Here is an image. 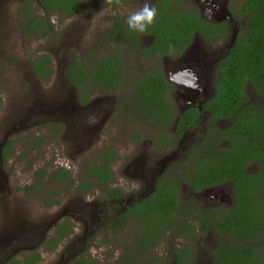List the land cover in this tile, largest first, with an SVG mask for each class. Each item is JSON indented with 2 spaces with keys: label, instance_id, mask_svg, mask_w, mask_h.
I'll use <instances>...</instances> for the list:
<instances>
[{
  "label": "flooded vegetation",
  "instance_id": "obj_1",
  "mask_svg": "<svg viewBox=\"0 0 264 264\" xmlns=\"http://www.w3.org/2000/svg\"><path fill=\"white\" fill-rule=\"evenodd\" d=\"M77 1L80 10L61 21L66 24L63 33L65 48L73 53V57L71 60L64 58L60 70L61 87L52 94V97L61 99L66 98L69 94L68 96L71 97V101L78 109L76 115L69 117L65 113L56 116V119L39 113L27 116L28 109L44 98L35 93V100H33L32 94L28 95L24 105L22 103L20 106V103H17L18 112L12 111V118L6 122L7 131L0 145L1 158L3 160L5 158L4 149L8 144L10 145L11 135L20 132L21 126L41 123L42 128L48 129L51 139H61L77 151L89 149L94 145L98 134L110 126L114 128L118 126L120 130L118 133L129 135L131 152L125 154L123 162L119 164L116 171L114 166L121 157L117 148L105 147L100 151L103 152L108 148L116 150L117 158H112L108 164L111 181L103 187V190L96 188L92 192L93 194L100 193V197L93 202L85 203V197L92 193L83 196L75 189L78 196L68 209L71 207V213L77 214L78 217L71 216V218L79 220L85 229L91 227L94 230L102 227L109 231H121L129 229L127 225L132 223L133 231H137L138 223L134 221V218L122 219L121 224L117 222L118 217L126 214L131 208L134 210V206L138 204L147 206L148 208H143L151 214L163 215L161 208L167 204L165 199L173 198L178 203L183 202L190 205L186 211H189L193 218L188 223L194 227L196 238L184 239V235H180L179 238L171 236V238L174 241L180 240V248L187 244L191 246V258L185 261L190 263L192 260H196L204 264L212 263V252L220 244L222 238L218 235L215 227L211 225L205 227V225L223 221V216L234 215L238 211H242L243 206L238 204L233 191L234 187L228 180L221 181L222 179H220L206 187L201 186L205 171L211 170L212 165L215 164L210 161L198 167L195 164L200 153L208 154V157L214 155L220 157L217 153L221 149L230 148L228 141L230 117L213 120L212 112L208 108L213 106L211 101L215 96L217 66L228 55L233 47L231 46L232 42L233 45L236 42L240 30L244 26L245 15L236 14L234 16L230 12V4L236 0H192L195 6L185 9H181L183 4L188 3L185 0H165L167 2L164 0H123V3L121 0H114L117 5L110 4L106 0L105 6L107 8L109 6L113 13L105 16L107 23L102 24L100 20H94L100 17L99 13L103 7L95 4V6L89 5L90 8H85L82 0ZM237 1V8H239L242 0ZM145 2L157 9L156 17L154 22L147 26L143 33H140L131 30L126 21L130 15L128 11L132 13L139 10ZM6 3H16L18 10L31 6L32 11L39 13L48 24L44 31L45 34L56 33V26L54 27L55 32H51L49 24L53 25L50 22L51 17L58 18V16L56 14L47 16L39 7V0H0V5ZM121 10L125 12L119 14ZM191 13L196 15L200 23L215 27L212 29L204 26L203 30L209 33L216 31L217 34L220 31L221 38L216 43L213 40H211L212 43H208L199 31H195L182 49L181 41L174 43L172 40H163V46L155 45L154 36H161L165 32V26L161 23L165 17L170 18L171 21L177 19L180 22L181 20H178L180 14ZM20 17L23 21L25 20L23 16ZM23 21L18 24L19 29ZM91 32L92 36H90ZM86 34L88 40L84 41ZM117 59L119 60L118 66H116ZM109 60H111L109 63H103ZM75 61L80 63L79 66L84 71L82 86L79 88L72 86L66 78V73ZM129 63L130 68L128 67ZM57 66L59 65L57 64ZM88 72H91L90 75L93 74L95 79H101L103 75L108 77L114 75L119 77V84L116 88H109L106 91H98L95 87L87 88L93 81L87 77ZM31 74L33 75L32 72ZM70 91L72 94L69 93ZM246 97L249 101H254L257 95L246 93ZM49 98L47 96L45 99ZM2 109L3 105L0 110ZM187 112L190 114L185 116L182 122H179L180 117ZM32 119H34L33 124H23ZM54 128L57 132L52 131L55 130ZM63 134H65L64 138H62ZM178 134L180 136H177ZM135 135H140V138H133ZM165 136L167 141L172 143L163 142L162 137ZM42 138L48 139V137ZM100 152L98 151V153ZM228 153L225 151L223 156ZM96 159L97 162L92 163L99 165L101 162L98 157ZM220 164L219 160L216 166ZM86 165L83 167V174ZM55 167L57 169L54 171L61 169L69 173L75 171L72 168ZM256 172L257 164L253 161L244 168V173L247 175H255ZM83 174L77 178L72 176V178L78 180ZM116 174L129 177L128 180L135 184L137 189H130V192L126 194L125 190L119 186ZM2 191L0 190V192ZM114 191L117 192L116 195ZM108 194L112 196L109 197ZM138 209L136 208L135 211ZM0 213L4 215L3 219H6L3 220L4 224L11 226L5 230V233H8L6 231L9 230L12 234L15 231L18 234L23 232L26 234L25 237L29 233L30 236L39 238V243H44V249L51 243V238L45 242L48 236H46L47 229L51 227L56 231L55 225H63L64 221L69 219L66 217L68 215L67 208L63 209L56 218H51L49 224H42L37 219L25 224L24 221L28 220L24 216V212L22 213L19 209H15L13 214H5L6 212L0 209ZM157 220H161V216L157 215ZM71 223V232H73V222L71 221ZM91 229L89 230L90 238ZM66 238L59 241L56 248L50 251L56 250ZM84 244V241L79 243L77 240L76 246L70 248L68 254H63L60 260L53 264H70L75 259H79L80 255L86 258V245ZM202 244L211 247V249L203 251V254H194V257L192 248ZM208 251L209 254L206 255ZM31 257L32 255L27 259ZM172 258V263L177 264L176 256L172 255ZM10 260L18 261L9 254L0 264H9ZM23 261L18 262L23 264ZM40 261L34 264H38Z\"/></svg>",
  "mask_w": 264,
  "mask_h": 264
},
{
  "label": "trees",
  "instance_id": "obj_2",
  "mask_svg": "<svg viewBox=\"0 0 264 264\" xmlns=\"http://www.w3.org/2000/svg\"><path fill=\"white\" fill-rule=\"evenodd\" d=\"M107 1L117 5L114 0ZM164 2L167 1L164 0ZM39 7L47 16L56 14L60 22L63 21V18L70 17L80 10L77 0H39ZM230 12L234 16L236 14L245 15L246 20L228 55L217 66L215 96L211 101L213 106L208 108L212 112L213 120L230 117L228 140L230 148L221 149L217 153L220 157L216 155L208 157V154L200 153L195 166L205 165L207 161L215 164H211L213 166L211 170L205 171L201 186L206 187L220 179H222L221 181L228 180L234 187L233 191L238 204L243 206L242 211H238L234 215L223 216V221L205 225V227L209 225L215 227L218 235L222 238L220 244L212 252L213 260L210 264H264V0H242L239 8H230ZM18 15L25 19L20 25L23 33L36 37L45 34L43 32L47 29L48 24L39 13L32 11L31 6L23 7L18 11ZM180 15L178 14L180 22L177 19L171 21L168 17L161 21L165 26V32L161 36H154L155 45L163 46V40H172L174 43L181 41L182 49L195 31H199L208 43H212L211 40L216 43L221 38L220 31L217 34L216 31L209 33L203 30L204 26L212 29L215 27L200 23L193 13ZM49 26L50 31L55 32L54 26L51 24ZM222 32L225 33L223 29ZM168 36L170 37L168 38ZM51 65L50 56L44 54L31 62L30 70L35 77L49 80L53 73ZM79 65V62H73L72 67L66 73L67 80L75 88L82 86L83 82L84 71ZM118 65L119 60L117 59L116 66ZM109 72L112 73V71ZM90 73H87V77L93 81L87 88L95 87L98 91H106L109 88H116L119 84V77L114 75L109 77L103 75L101 79H95L94 75H90ZM248 87L251 88L254 95H257L254 101H249L246 97ZM123 110L125 109L123 108ZM188 114L190 112L180 117L179 122H182ZM54 129L52 131L57 132L56 128ZM133 138L139 139L140 135H135ZM162 141L172 143L167 141L166 136L162 137ZM43 142L44 138H40L34 145L37 148ZM225 151L229 153L223 156ZM115 153L116 150L113 148L98 153L97 157L101 163L99 165L88 163L83 176L78 180L72 178L71 173L62 169L50 173L41 170L38 173L41 178L38 185L46 191L40 195L44 200H48L46 206L58 205L61 197L74 187L83 196L94 192L96 188L103 190V187L111 181L108 164L112 158L116 157ZM219 160L221 164L216 166ZM252 161L257 164V172L255 175H247L244 173V168ZM182 180L187 182L184 178ZM36 189L37 186L26 187L25 191ZM114 193L117 194L116 191ZM165 201L167 204L161 208L163 210L161 217L165 219L163 222L168 225H165L164 228L157 227L156 230H152L156 224L153 221L148 222V227L142 228V223L147 222L154 214L146 211L147 209L143 207L147 206L141 204L135 205L134 210L131 208L126 214L118 217L117 222L121 224L122 219L128 218H134V221L138 223L137 231L132 232V243L128 247H124V252L127 254L121 257L118 264H162L154 253V249L165 241L164 238L171 236L179 238L180 235H184V239L196 238L194 227L188 223L193 218L192 214L186 211L190 205L183 202L178 203L173 198H166ZM136 208L139 209L135 211ZM156 222L158 223V221ZM71 226L72 223L69 219H66L63 225H55V234L45 249H55L59 241L71 234ZM190 249L191 246L187 244L183 248L175 247L172 250V255L176 256L177 264L189 262L185 260L191 258ZM38 261H40V256L34 253L30 259H24L23 264H34ZM9 264H20V262L10 260ZM70 264L100 263L80 255L79 259H75Z\"/></svg>",
  "mask_w": 264,
  "mask_h": 264
},
{
  "label": "rangeland",
  "instance_id": "obj_3",
  "mask_svg": "<svg viewBox=\"0 0 264 264\" xmlns=\"http://www.w3.org/2000/svg\"><path fill=\"white\" fill-rule=\"evenodd\" d=\"M82 1L84 2L85 8H90L89 5L95 6V4L103 7L99 13L100 17H97L94 21L100 20L102 24L107 23L105 16L113 12L109 6L108 8L105 6L106 0ZM185 1H188V3H185L186 5L183 4L181 9L195 6L192 0ZM230 7L237 9L238 1L232 2ZM18 11L16 3L0 5V99L3 105V109L0 110V145L7 131V120L9 121L12 118V111L15 113L18 112L17 103H20V106H22V103L24 105L26 97L31 94L33 100H35V93L44 98L52 95L57 88L61 87L60 80L62 76L60 70L62 69L64 58L71 60L73 57V53L67 51L65 48L63 33L66 24L64 22H60L58 18L53 16L50 18V22L53 23L54 27L56 26V33L51 35L40 34L37 37L28 36L19 29L18 24L23 19L18 15ZM124 12L121 10L119 14ZM128 13L131 14L129 11ZM94 15L97 16L96 14ZM92 32L90 36H92ZM87 40L88 35L86 34L84 41ZM44 54L49 55L52 60L54 73L49 80L34 77L30 70L31 61ZM128 67L130 68V63ZM69 93L72 94V91ZM246 93L252 95L250 88L246 89ZM10 114L12 115L10 116ZM32 122H34V119L22 123L29 125ZM20 128V132L11 135L9 139L10 145L4 149V160L2 158L0 159V190H3L0 192V209L6 212L5 214H13L15 209H19L22 213L24 212V216L28 220L24 221L25 224H29L35 219L39 220L42 224H49L51 218H56L63 209L67 208L68 215L66 217L73 222L74 230L63 240V243L56 250H45L44 243H39V238L30 236L29 233L27 237L24 236L26 234H23V232H19L18 234L15 231L12 234L9 230L6 231L8 233H5V230L11 226L4 224L3 220L6 219H3L4 215L0 213V263L9 254L16 260L22 261L28 256L33 255V252L36 251L42 259L38 264H53L59 261L63 254H68L69 249L76 246L78 240L79 243L84 241V245H86L85 256L87 259L94 260L100 264H118L121 257L127 254L124 252V247H128L132 243V232L134 230L132 223L127 225L129 229H123L121 231H109L102 227L101 229L94 230L91 227L85 229L79 220L71 218V216L78 217V215L71 213V207L68 209L69 205L75 202L78 196L75 187L69 189L66 195L61 197L60 204L47 207L46 203L48 200H44L40 196L46 193V191L38 185V182L41 180L38 173L41 170L50 173L57 169L55 166H62L66 169H75L71 173V176L75 178L80 177L83 174L84 165L97 162L96 157L98 151L100 152L105 147L111 146L116 147L121 156L118 163L114 166L117 171L119 164L125 158V154L131 152L129 135L118 133L120 131L118 126L116 128L110 126L96 136L97 140L93 146L86 150L83 149L84 151H77V149H73L67 142L61 139H51L48 129L42 128L41 123L31 126H21ZM42 137H48V139L44 140L41 146L39 145L36 148L34 144ZM7 140L8 138L6 142ZM128 179L130 178L127 176L117 175L118 184L125 190L126 194L130 192V189H137L135 184L131 183ZM32 186H37V189L39 188L41 190L25 191L26 187L31 188ZM99 197L100 193H92L85 197V203L93 202V200H97ZM157 215L159 217L162 216L161 214H154L147 222L144 221L142 223V228L148 227L149 221L156 223L152 227V230H156L157 227L164 228L166 223L163 221L165 219L161 217V220L158 221ZM90 229L92 230L91 238L89 236ZM54 232V228L50 227L47 229L46 236H48L45 242L54 236ZM164 240V242L155 248V253L163 264H173L172 249L175 247L180 248V240L174 241L171 237L164 238ZM88 245L89 247H87ZM24 247L30 249H22ZM192 249L193 255H197L203 254V251L210 250L211 247L203 246L202 244ZM207 254H209V251ZM184 264L204 263L192 260L190 263L184 262Z\"/></svg>",
  "mask_w": 264,
  "mask_h": 264
},
{
  "label": "water",
  "instance_id": "obj_4",
  "mask_svg": "<svg viewBox=\"0 0 264 264\" xmlns=\"http://www.w3.org/2000/svg\"><path fill=\"white\" fill-rule=\"evenodd\" d=\"M233 46V42L231 44ZM54 94V93H53ZM69 95V94H68ZM67 95L66 98L61 99L58 97H51L49 99H41L40 101L36 102L32 105L30 109L26 112L27 116H30L31 114L39 113L42 115H45L47 117H53L56 119V116H60L61 114L67 113V116L74 117L76 115V112L78 109L74 106L73 102L71 101V97ZM65 137L62 136V138ZM0 159H1V150H0Z\"/></svg>",
  "mask_w": 264,
  "mask_h": 264
},
{
  "label": "clouds",
  "instance_id": "obj_5",
  "mask_svg": "<svg viewBox=\"0 0 264 264\" xmlns=\"http://www.w3.org/2000/svg\"><path fill=\"white\" fill-rule=\"evenodd\" d=\"M155 17L156 9L145 2L139 10L129 15L126 23L131 30L143 33L154 22Z\"/></svg>",
  "mask_w": 264,
  "mask_h": 264
}]
</instances>
